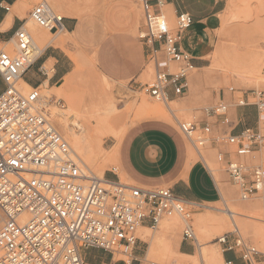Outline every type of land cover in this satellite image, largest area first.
<instances>
[{
	"label": "built area",
	"instance_id": "1",
	"mask_svg": "<svg viewBox=\"0 0 264 264\" xmlns=\"http://www.w3.org/2000/svg\"><path fill=\"white\" fill-rule=\"evenodd\" d=\"M138 3L142 24L137 38L145 46L154 72L145 82L130 81L129 90L168 103V92L181 96L187 76L195 69L193 57L180 46L193 18L180 11L170 25L161 10L162 0ZM29 19L50 32L63 29L62 15L47 0L33 5ZM12 46L14 53L0 45V76L5 85L0 93V264H89L81 254L87 248L107 253L108 262L99 264H139L141 257L136 253L142 239L138 230L155 229L174 215L183 219V239L194 249L196 235L189 202L169 187L95 175L44 109L46 103L62 106L61 99L44 101L40 87L28 91L19 87L34 60L33 39L25 23L14 32ZM160 54L166 65L158 61ZM229 91L235 106H254L258 125L264 120L263 90L237 92L230 87ZM235 93L240 95L234 97ZM229 110V103L220 98L203 107L199 118L174 119L179 133L196 149L208 141L213 125H219L210 143L217 148V158L237 186L239 198L264 202V164L253 166L246 160L251 153L264 150V130L245 127L233 133ZM217 241L222 254L232 253L243 264L264 263V254L237 230L219 236ZM223 257V264H234L228 256Z\"/></svg>",
	"mask_w": 264,
	"mask_h": 264
},
{
	"label": "crops",
	"instance_id": "2",
	"mask_svg": "<svg viewBox=\"0 0 264 264\" xmlns=\"http://www.w3.org/2000/svg\"><path fill=\"white\" fill-rule=\"evenodd\" d=\"M52 9L63 17L64 31L74 37L79 45L95 47L99 70L114 81L136 80L140 77L148 62L145 46L137 38V31L142 24V12L138 0H47ZM162 12L170 25H173L176 13L188 12L193 22L184 30L180 46L193 57L197 73L187 76V87L181 96L176 97L168 92L170 101H183L189 104L215 103L219 98L214 91L197 97L194 84L208 76L205 69L212 62L220 63L227 70L236 66L242 67L264 59V48L256 45H245L234 31L224 33L221 15L227 0H162ZM26 0H0V45H12L16 29L28 21L30 9ZM5 7L9 9L6 10ZM157 10V9H155ZM172 19V21H171ZM65 53L48 44L38 52L33 63L23 75L24 82L30 87L57 86L69 74L65 64ZM253 58L255 60H253ZM158 61L166 65L162 54ZM231 62H235L231 64ZM46 65L52 68L49 74ZM173 67L174 65H170ZM43 71L44 73H42ZM154 71V68H153ZM5 85L0 76V93ZM203 88V87H202ZM199 87V89H202ZM218 98V99H217ZM214 100V101H213ZM254 113V119L244 120L243 114ZM230 112V111H229ZM233 133L245 127L257 128V113L254 106H243L234 114L229 113ZM241 120V123H238ZM243 120V121H242ZM146 125H138L128 131L118 147V161L123 178L142 186H166L187 202H209L219 196L217 184L206 166L201 161H190L188 148L183 137L172 127L159 120ZM153 122H156L153 124ZM215 127V128H214ZM220 129L214 124L213 130ZM190 166L185 171L186 164ZM110 179H120L119 173L113 170L108 174ZM211 192V194H210ZM137 255L143 251L137 246ZM95 250L93 259L82 256L89 264L107 263L106 252ZM179 250L191 253L194 249L189 241L182 239ZM234 264L243 262L232 253H223Z\"/></svg>",
	"mask_w": 264,
	"mask_h": 264
},
{
	"label": "rangeland",
	"instance_id": "3",
	"mask_svg": "<svg viewBox=\"0 0 264 264\" xmlns=\"http://www.w3.org/2000/svg\"><path fill=\"white\" fill-rule=\"evenodd\" d=\"M26 1L27 8L31 9L33 5H35L40 0ZM221 18L224 33H226V35L227 33L234 31L236 37H239L241 41H244L245 45H259L264 48V0H227L226 7L221 15ZM26 27L30 32L34 42L36 43V46L41 49L48 44H52L50 43L51 37L54 38V41H61V45L58 48H60L66 55L64 56L65 64L70 69L67 77L71 78L72 82L66 88L64 85V78L57 86L45 87L47 91H45L43 89L44 87L41 86L39 88L40 95L44 101H47L51 98L61 99L62 106H54L51 103L44 105V109L47 113L52 111L58 113L60 111H64L66 112V115L71 116L70 119H72V121L80 122L86 131L90 133L87 136V140L90 142L91 147L89 151L92 152L90 153L94 156L96 161H94L92 165L87 164L80 155L81 152L79 153L77 151L75 153H77L82 161L86 163L89 169L98 177L101 175L108 177V174H110L116 168L117 170H115V172H119L118 170L120 169V166L116 149L119 147L118 136L123 129L125 131V135L128 131L138 125L152 124L149 123L152 121L140 120L138 107L141 103L147 102L151 106H161L169 115V119H167L168 121L166 122H160L172 127L176 131H178V127L174 119L175 117L182 121H189L199 118L202 114L201 109L210 105L209 103L194 105L178 100L163 103L161 101H156L143 93L133 92L129 90V80L114 81L105 76L99 70L95 47L79 45L74 37L64 31H58L56 34H52L54 32L51 33L50 31L37 26L29 18L26 22ZM36 46L35 52L37 49ZM5 49L9 50L11 53H14V48L11 44L7 45ZM38 49L37 51H39ZM253 60L255 59L253 58ZM231 64L235 65V62H231ZM46 68L50 74L52 71L51 66L46 65ZM240 71H243V73L249 78L247 79L236 75L237 72ZM153 72L154 71L151 66H146L137 80L141 82L150 80L153 76ZM197 72L198 70L194 69L189 75H193ZM205 72L206 74L209 73L207 74L208 76H205L202 80H199L196 82V84H194V88H196L195 90L197 91V97L201 96V94H208V92L214 91L215 94L219 96V98L224 99L229 103V113L232 114H234L236 110H240L242 107L235 106L236 100H234L233 94H231L229 91L230 87H233L237 92H244L249 89H258L264 91L263 58L259 59L257 63H251V65L248 66L244 64L242 67L236 66L234 69L230 70L222 67L219 62H212L211 66L205 69ZM199 87L203 88L200 90ZM238 95H240V93H235L234 97H237ZM110 100L115 102L114 104L116 105V109L110 112H107L108 110L104 111L101 107H103V105H105ZM243 116L245 121H247V118L251 121L254 119V113L252 111L243 114ZM105 117L112 122V127L101 128L95 133L96 135L94 138L98 139V144L97 141L94 142V140H92L93 128L96 126L97 120L99 121L101 118ZM49 119L53 124H55L51 117H49ZM238 121V123H241V120ZM155 123L156 122H153V124ZM54 126L58 128L57 130L60 129L56 124ZM259 128L264 130V120L260 121ZM216 132L217 131L214 129L212 133L207 136L208 141L204 145H198L197 150L178 131V133L183 137L188 148L189 159L191 161L203 160L206 166L208 164V168H210L211 173L215 170L220 178V183H222V188L224 189V192H226L221 194L219 191V196L217 195L214 200L209 202H201L200 204L197 202H189L187 209L191 211V224L193 225L195 235H197L205 244L210 246V249H214L222 253V245L217 241V238L229 231H233V225H231V216H229L228 213H225L223 210H226L227 205L229 204L232 205V207L236 210H239L240 208L244 209L245 207H252L254 208V215L257 218H248L235 214L233 215L234 220L239 224L238 229L241 236L245 240L255 245L256 248L264 254V239L263 237H259L254 233L255 227L260 226L264 228V202L258 198H253L250 200H241L239 198L237 186L231 181L227 172L225 171L224 163L217 158V148L214 144L210 143L213 137L216 136ZM196 135L198 134H195V136ZM63 137L66 139L65 136ZM246 160L250 165L253 166L264 164V150L251 153L246 157ZM120 179V181L124 183H132L131 181H128L124 178ZM196 213L204 214L209 217L211 216V218L216 220L219 219L217 220L218 227H210L209 231L201 232L197 226V223L193 220L196 217L195 215H198ZM165 219H176L178 221L177 228L175 231H172V233L162 231L160 226L161 222ZM165 219H163L155 229H149L148 234L154 237L164 234L165 240L172 245L173 249H175L177 245L179 247L180 241L183 239L182 233L184 221L178 215H174ZM220 223H222V226ZM139 237L142 239V242L139 243V246L143 251L141 262L139 264H149L148 261H153L157 264H159V262H162V264L168 263L167 261L169 258L163 257L160 253L147 252V248L149 246L148 241L142 238L140 235ZM204 239L207 241V243ZM94 254L95 250H92V248H87L85 251V256L89 260L93 259ZM190 254L196 256V264H207L206 261H200V255L195 248ZM174 259L178 261L181 260V264H191L189 258L182 257L178 254L174 255ZM104 260L107 261L108 256H105ZM117 264L123 263L118 262Z\"/></svg>",
	"mask_w": 264,
	"mask_h": 264
},
{
	"label": "bare ground",
	"instance_id": "4",
	"mask_svg": "<svg viewBox=\"0 0 264 264\" xmlns=\"http://www.w3.org/2000/svg\"><path fill=\"white\" fill-rule=\"evenodd\" d=\"M56 33H52V34H56ZM60 42L59 41H54V38L51 37L50 43H52L54 46H58L59 47L61 45ZM34 45L36 46V43L33 40V48H34L33 49V54H32L33 58H35L37 56L38 52L41 51V48L36 46L37 49L39 48L38 49L39 51H37V49H36V52H35V46ZM236 75H239V76H241L243 78H247V79L249 78L247 75H245L243 73V71L237 72ZM71 82H72V79L66 76L65 77V83H64L66 88L70 85ZM19 84H20V87H21V89L23 91H28L30 89V86L27 85L24 82L23 79L20 80ZM43 87H44L43 89L45 91H47L45 89V87H47V83L46 82H45V85ZM46 98H48V97H46ZM114 103L115 102L110 100L105 105H103V107H101V108H103L104 111L108 110L107 112L114 111L116 109V105ZM46 105H47V103H46ZM54 109H56V108H54ZM138 114L140 115V117H139L140 120H145V121H147V120H159V121H165L166 122V121H168L167 119H169L168 118L169 115L166 113V111L161 106H151L147 102H143V103L140 104V106L138 107ZM48 116L52 118V120L54 121V123L57 126H59L60 129L58 131L63 136L66 137V139L70 143V146L72 147V149L75 152H77V151L79 153L81 152L80 155L83 157L85 162L87 164L92 165L94 163V161H96V159L91 154L92 152L89 151L91 147H90V142H88V140H87V136L90 133H88L86 131V129L83 127V125L80 122L72 121V119H70L71 116L70 115L69 116L66 115V112H64V111H62V112L60 111L59 113L55 112V111H52V112L48 113ZM100 120L99 121L97 120L96 126L93 128V132H92L93 138L96 135L95 133L99 129L105 128V127H107V128H111L112 127V122L110 120H108V118L105 117V118H101ZM124 133H125V131L123 129L121 131V133L119 134V136H118L119 143L122 140V138L124 136ZM93 138H92V140H94V142L97 141V143L99 144L98 139L97 138L93 139ZM116 152L118 153V147L116 149ZM86 163H84V164L86 165ZM189 166H190V164L188 162L186 164L184 172L188 171ZM207 167H208V164H207ZM208 169L210 170V168H208ZM115 170H117V168ZM118 171H119L118 173H119L120 178H123V174L121 173L120 169ZM103 174H104V172H103ZM211 174H213L212 176H213V178H214V180H215V182L217 184V187H218L220 193L221 194L226 193V192H224V189L222 188V183H220V178H219L218 174L215 172V170H214V172L212 171ZM99 177H103V175H101ZM226 205H227V203H226ZM223 211L225 213H228L229 216H231V223H232L231 225H233V230H237L238 232H240L239 229H238V227H239L238 225L239 224H238V222H236L234 220V216L233 215L237 214V215H241V216L248 217V218L249 217L257 218L254 215V208H252V207H247V208L245 207L244 209L240 208L239 210H236V209H234L232 207V205L229 204V205H227V209L223 210ZM196 214H198V213H196ZM212 215H214V214H212ZM195 216L196 217L193 220L197 223V226H198V228L200 229L201 232H207V231H209L210 227H216L217 224H218L217 220H219V219L216 220L214 218H211V216L209 217V216L204 215V214H198V215H195ZM2 220L3 219H0V222H2ZM177 223H178V221L176 219H170V220H168V219L166 220L165 219V220H163L161 222V226L160 227H161L162 231H166V232H171L172 233V231H175V229L177 228ZM220 225L222 226V223H220ZM149 229L150 228L143 227V228H140L138 230V235H140L142 238H144V239H146L148 241L149 246L147 248V252H149V253L150 252H157V253H160L163 257L169 258L168 261H167L168 262L167 264H181V260H179L180 261L179 262L178 260L174 259V255L175 254L181 255L182 257H185V258H189L191 264H196L197 258H196L195 255L190 254V253L181 252L178 249L179 248L178 245H177V247H175V249H173L172 245L165 240L164 234L163 235H158L156 237L150 236L148 234V230ZM199 229H198V231H199ZM254 233L257 236H259V237H263V239H264V228H262L260 226L259 227H255ZM195 237H196L195 249L197 250L198 254L200 255V261H206L207 264H222L223 263L224 257H223L222 253H220V252H218V251H216L214 249H210V246L205 244L197 235ZM263 239H261V240H263ZM206 243H207V241H206ZM118 262H120V261H118ZM159 264H162V262H159Z\"/></svg>",
	"mask_w": 264,
	"mask_h": 264
}]
</instances>
